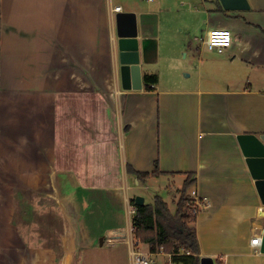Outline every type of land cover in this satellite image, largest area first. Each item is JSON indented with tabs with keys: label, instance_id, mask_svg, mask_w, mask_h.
<instances>
[{
	"label": "crops",
	"instance_id": "1",
	"mask_svg": "<svg viewBox=\"0 0 264 264\" xmlns=\"http://www.w3.org/2000/svg\"><path fill=\"white\" fill-rule=\"evenodd\" d=\"M169 1L0 0V264H133L131 194L164 187L155 196L175 211L171 188L189 176L208 198L193 223L200 258L264 264L251 244L264 206L239 139L264 134V0H180L165 24ZM121 11L158 39L142 89L121 84ZM213 28L232 31L230 48L204 44ZM175 32L188 41L172 43ZM156 161L161 174L138 181Z\"/></svg>",
	"mask_w": 264,
	"mask_h": 264
},
{
	"label": "trees",
	"instance_id": "2",
	"mask_svg": "<svg viewBox=\"0 0 264 264\" xmlns=\"http://www.w3.org/2000/svg\"><path fill=\"white\" fill-rule=\"evenodd\" d=\"M146 89H151L153 84L158 83V74H147L145 77ZM153 172H133L138 181H145L147 178L161 174L159 162L155 163ZM131 170V169H130ZM194 180L189 176L180 189V196L177 200V208L172 211L163 197L157 195L152 203H145L142 206H135L132 215L133 235L136 243L147 245L148 251L157 253L163 251L166 254H173L172 260L177 264H200V246L196 228L193 223L197 215L193 212L190 201L191 187Z\"/></svg>",
	"mask_w": 264,
	"mask_h": 264
},
{
	"label": "water",
	"instance_id": "3",
	"mask_svg": "<svg viewBox=\"0 0 264 264\" xmlns=\"http://www.w3.org/2000/svg\"><path fill=\"white\" fill-rule=\"evenodd\" d=\"M227 10H246L250 8L248 0H219ZM116 53L118 71L124 89H142V69L158 59V39L140 34L134 12H118L116 15ZM247 162L256 181L258 193L264 206V134H241L239 136ZM135 204H145V197L137 194ZM262 245L264 253V213L262 216ZM102 243V239H101ZM200 264H215L213 258L202 257Z\"/></svg>",
	"mask_w": 264,
	"mask_h": 264
},
{
	"label": "built area",
	"instance_id": "4",
	"mask_svg": "<svg viewBox=\"0 0 264 264\" xmlns=\"http://www.w3.org/2000/svg\"><path fill=\"white\" fill-rule=\"evenodd\" d=\"M122 10V6L118 5L114 7V11ZM204 44L211 50H216L218 52H223L227 48H230L233 43V33L228 28H213L207 32L205 37L203 38ZM191 197L193 201V212L198 215L202 208H206L208 206V198L201 197L196 190L191 191ZM135 212V206L132 205V209H130L131 215ZM133 230V223H132ZM262 235L252 238L251 244L254 248L260 249L262 245ZM169 261L166 264H177L172 260V253L167 254ZM155 253L143 250L138 248V244L136 241H133L132 246V263L133 264H158V261L154 257Z\"/></svg>",
	"mask_w": 264,
	"mask_h": 264
},
{
	"label": "rangeland",
	"instance_id": "5",
	"mask_svg": "<svg viewBox=\"0 0 264 264\" xmlns=\"http://www.w3.org/2000/svg\"><path fill=\"white\" fill-rule=\"evenodd\" d=\"M179 1L180 0H177V1L176 0H171V1H169L168 8L164 12V23L165 24L168 22V19L176 20L177 18H179L181 11L184 10L183 7H182L183 5H181L179 3ZM197 18L198 17H196V19ZM196 19H194V18L191 17V23H193ZM171 40H172V43L174 42V40H178L179 42H181L182 44H184L185 41H188V37L184 39L182 35H180L179 33L175 32V33H172L171 38H170V41ZM184 49L190 50V49H188V45H186V47H184ZM183 52L180 53V52H178V50H175L173 52V49H170L169 50L170 60L171 59L173 60V59H177V58H180V59L182 58L181 60H179V62L185 64V62L182 61L183 58H184ZM190 57H191V54L188 56V59H190ZM175 61L178 62V60H175ZM186 63H187V66H188V64H189L188 63V60H186ZM168 68L169 67L167 65H164V70L165 69L168 70ZM185 71L186 72H183V75H185V73H189L190 71H194V69L192 70V67H188L187 70H185ZM194 76H196V72H194L193 77ZM134 185H135V182H134ZM133 189H136V188H133ZM136 190L138 192L144 193L145 194L144 197H145L146 201H148V202L153 200V197L156 195V193H158L160 195H163L165 193V188L164 187H161L160 188L159 186L158 187H155V188L149 187V189H144L143 187H141V188L140 187H137ZM179 191H177V189L175 187L171 188L172 195H176L175 196L176 197V201L179 199V196H180V192ZM165 194L167 195V192ZM131 195H132L131 196L132 198L135 197V194L132 193ZM190 203H192V205H194L192 200L190 201ZM131 209H132V205H131ZM162 258H163L162 261H161L162 264H166L169 261V258L167 256L162 257Z\"/></svg>",
	"mask_w": 264,
	"mask_h": 264
}]
</instances>
